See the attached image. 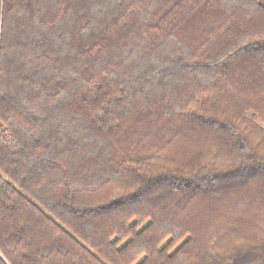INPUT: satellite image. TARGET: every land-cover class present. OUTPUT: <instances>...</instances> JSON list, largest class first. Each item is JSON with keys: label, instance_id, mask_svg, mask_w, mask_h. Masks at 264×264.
Segmentation results:
<instances>
[{"label": "trees", "instance_id": "obj_1", "mask_svg": "<svg viewBox=\"0 0 264 264\" xmlns=\"http://www.w3.org/2000/svg\"><path fill=\"white\" fill-rule=\"evenodd\" d=\"M0 264H264V2L0 0Z\"/></svg>", "mask_w": 264, "mask_h": 264}, {"label": "rangeland", "instance_id": "obj_2", "mask_svg": "<svg viewBox=\"0 0 264 264\" xmlns=\"http://www.w3.org/2000/svg\"><path fill=\"white\" fill-rule=\"evenodd\" d=\"M262 2H264V0H262Z\"/></svg>", "mask_w": 264, "mask_h": 264}]
</instances>
